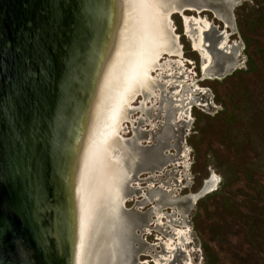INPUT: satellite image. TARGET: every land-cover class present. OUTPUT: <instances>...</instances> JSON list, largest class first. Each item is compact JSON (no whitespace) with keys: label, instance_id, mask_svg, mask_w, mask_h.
<instances>
[{"label":"water","instance_id":"1","mask_svg":"<svg viewBox=\"0 0 264 264\" xmlns=\"http://www.w3.org/2000/svg\"><path fill=\"white\" fill-rule=\"evenodd\" d=\"M124 1L0 0V264H78L81 171Z\"/></svg>","mask_w":264,"mask_h":264},{"label":"rangeland","instance_id":"2","mask_svg":"<svg viewBox=\"0 0 264 264\" xmlns=\"http://www.w3.org/2000/svg\"><path fill=\"white\" fill-rule=\"evenodd\" d=\"M233 2L235 25L228 31V48L216 53L211 73L220 75L226 63H229V70L235 65V70L222 78L201 83L209 89V94L190 96L196 107L186 104V122L175 126L172 139L165 145L157 138L162 132L161 126L153 132H144L151 129L147 126L151 122L137 123L140 114H133L137 135L144 140L141 145L148 146L146 139L152 138L151 147H141L142 154L149 155L161 145L164 152L163 156L159 155V165H151L146 160V164L137 165L138 171L171 160L163 169L167 168L169 175L165 173L163 180L144 183L143 187L149 188L145 193L152 197V190L164 183L166 188H173L178 194L173 198L175 205L163 210L165 216L174 218L173 212L186 215L185 224L174 223L181 231L177 240L172 239L168 230L170 221L161 219L165 225L155 228L150 235L152 228L157 226L152 224L146 234L150 235L148 241L161 243L163 240L170 251V254H161L165 259L163 263L156 256L155 264H175L168 260L173 257L177 258V264H181L180 261L183 264H264V0ZM205 16L219 23L210 13ZM174 22L177 33H182L177 17ZM180 42L184 56L198 63L199 57L192 52L188 38L182 34ZM194 48L197 51L195 45ZM138 100L135 106L139 104ZM148 116L156 117L152 112L145 119ZM130 136L124 134V137ZM182 147L185 150L180 158ZM176 180L182 181L183 185L178 183L177 186ZM138 183L140 189L143 181ZM190 194H198L194 196L197 202L192 208H189L190 202H184ZM139 198L134 196L132 199ZM150 206L143 210L146 217L150 215ZM157 250L161 249L158 247ZM145 259L150 258L140 256L141 261Z\"/></svg>","mask_w":264,"mask_h":264},{"label":"bare ground","instance_id":"3","mask_svg":"<svg viewBox=\"0 0 264 264\" xmlns=\"http://www.w3.org/2000/svg\"><path fill=\"white\" fill-rule=\"evenodd\" d=\"M180 2L181 0L123 2L125 13L122 16L126 17H121V20L124 30L119 38L120 43H116V52L110 55L109 63L103 67L105 90L98 112L97 105L95 107L91 127L94 133L81 171L83 180L78 264H126L132 244H143L142 240H136L140 237L135 233V230H140L142 218L128 219L123 213L127 208L124 207L125 202L134 197L129 195L131 191H135L134 184L140 182V176L147 172L136 173L138 160L142 156L135 148L144 140L137 135L130 141L124 134L128 133V125L134 127V112L155 109L157 102L161 101L157 95L160 81L158 83L153 75L163 67L161 60L164 56L183 55L182 46L176 42V35L172 34L171 29L172 16L182 12ZM191 4L193 2L186 6H193ZM172 64L178 63L172 61ZM167 69L169 79L175 67L172 69V66H168ZM176 94L178 95V91ZM139 98L142 106L136 108L134 104ZM151 100H154L152 104L147 105ZM168 100L166 97L167 102L161 101L158 110L169 111ZM163 103L167 107L163 108ZM176 104L179 105V102ZM167 124L166 121V126ZM166 142L168 138L164 135L160 143ZM170 162L167 160L165 167ZM156 164L159 165L158 162ZM165 167L162 166L160 171ZM177 234H181V231H177ZM140 254L142 252L132 254L129 261L135 258L138 262Z\"/></svg>","mask_w":264,"mask_h":264},{"label":"flooded vegetation","instance_id":"4","mask_svg":"<svg viewBox=\"0 0 264 264\" xmlns=\"http://www.w3.org/2000/svg\"><path fill=\"white\" fill-rule=\"evenodd\" d=\"M191 2H193V4H191L193 6L187 7L183 9L182 12L175 13L172 16L173 34L174 36L176 35V42L178 44L179 43L181 44L180 39L182 37V34L183 36L188 38L192 52L198 55L200 61H198L197 63L194 60L186 58L184 56V52L181 57L164 56L163 58L164 60L163 59L161 60L163 67L157 69L156 70L157 72H154L153 75L155 79H158L157 80L158 83L160 81L159 88L157 90L158 99L167 102L165 101L167 97L172 101V103L171 101H168L170 102V107L168 109L169 111L166 112L163 110L160 111V109L158 110V108L161 107L160 104L161 101L157 102L156 104L157 106H155V109L149 111L145 110L144 112L138 110V114H140V117L137 123L140 121L151 122V124L149 123L150 125L149 124L147 125L149 127L151 126V129L150 130L146 129L144 132H148V131L153 132L158 126H161L163 128L162 132L157 136L158 140L160 141L162 140V138H164V135L166 138H168V140L172 139L175 126H178L179 123L181 122H186L185 119L187 118L186 114L188 113V106H192L193 108L196 107V105L193 104V98H190L191 95L195 93H200L202 95L209 94L208 92L209 89H205V87L202 86L201 83L209 81L210 79L215 77L222 78L224 76H227L230 73V70L232 69L235 70L236 68V66L234 65L232 66V69L229 70V65H228L229 63H226V65H224V70L220 75L217 76L211 73L212 68L214 67L216 53L219 51H224L226 48H228V44H227V36L229 35L228 31L230 29H233L235 25V18L233 14V8L235 4L233 0H190V3ZM205 13H210L213 16V19L218 21L219 23H215L213 20L208 19L205 16ZM174 17H177L179 19L180 26L182 27V33H177L178 27L175 26L176 22H174ZM196 17H202L204 19L196 18ZM187 19L189 20V22H187ZM194 45L197 48V51L194 48ZM181 46L183 47L182 44ZM179 60L184 64L179 63L180 62ZM172 61L178 64L171 65ZM168 66H172V69L174 67L175 69L178 68L177 70L174 71L175 73L173 72L172 76H169V79L171 81L167 78ZM176 66L178 67L176 68ZM197 70L199 71V74L197 73ZM167 81H169V83H172L174 86L172 84L169 86ZM176 91H178V95L176 94ZM177 99H179L180 101ZM138 101L140 102L141 99H139ZM176 102H179V105H177ZM187 103L189 104L188 106L186 105ZM151 104L152 102L150 104L147 103V105L149 106ZM140 106H142L141 103H139L135 107L138 108ZM162 106L163 108H165L167 107V104L165 105V103H163ZM150 112L153 113V116H156L155 119H152V116L151 117L148 116V118L145 119V116ZM178 114L179 116H177ZM163 115L165 118L163 117ZM161 119L162 121L160 122ZM166 121L168 122L167 126H166ZM154 122H157V124L159 125H157ZM135 124L134 127L128 125L127 131L129 134H131V136L125 138L130 141L134 140V138L137 137V128H135ZM146 140H147L146 142L149 144L148 146L143 147L141 145L142 143L136 145L135 148L136 151L142 157H144L143 159L140 160V162H138V164H143V163L146 164V162L149 160L151 165H157L156 162L159 163L161 161L159 155L161 156L164 155V152L162 151L163 146L161 145V150H160V146H158L149 155H143L141 151V147L147 148L152 146V138ZM162 144L164 145L166 143H162ZM184 150L185 148L182 147V150L179 153L180 158H183L182 156ZM165 164L161 166H156L155 168L145 167L140 171H138V168H136V173L147 171L148 174L143 175L146 176V177L142 176L143 179L140 178V180L144 181L140 189H138V187L140 186L139 183L134 184L135 191H131L129 195L139 196L140 198L135 201L133 199L126 201L124 207L127 208L125 209L124 212H125V216L128 219L142 218L143 222L141 227L139 228L140 230L138 229L135 230V233L137 237H140V239L136 238V240L137 239L142 240L143 244L140 246L139 244H136V242L133 243L130 250H128L130 252L128 253V256L129 257L131 256L132 258V254H137L142 252L140 256H146L150 259L147 260L145 259L141 261L139 256L138 262H136L135 258H133L132 259L133 261H130V263L128 264H137V263L149 264V262L155 264V262H153V259L156 256L157 259L162 260L163 263L165 259L164 257H162L161 254H170V251H168V249L166 248V242L161 240L160 243V241H158V238H156L158 242L150 243L148 241V236L152 235L153 230L155 228L158 229L159 227L165 225V222H162L161 219L163 220L166 219L168 222L169 221L171 222V224L169 223L168 225V230H170V235L172 239L177 240L178 230L176 229L175 224L176 223L180 225L185 224V218H186L185 214H179L178 212H173L174 218H170L168 216H165V213L163 212V210L166 207L172 208L175 205L176 201L173 198L178 197V194L175 191V189L166 188L163 183L161 186H157L156 189L152 190L154 192L152 197L147 196V194L145 193V191L149 190V188L143 187L144 183H147L149 180L153 182H157L161 179L163 180L165 173L169 175L168 174L169 171L167 168L165 171L161 170L163 171L162 173L158 172V170H160L162 166L165 167ZM176 183L177 186L178 183H181L180 186L183 185L182 181L176 180ZM136 192H138V194H136ZM161 192H163L164 195ZM194 196H198V194L197 195L190 194L186 198H184V202L186 201L190 202L189 208H192L197 202V200L196 201L194 200ZM130 203H134V204L131 207H129ZM148 205H151L148 209L150 215L146 217L144 215L145 211L143 210L146 209V206ZM141 207L142 209H140ZM152 224H156L157 226L152 228ZM151 228H152V232L150 233V235H146ZM158 247L161 250H157ZM124 254L126 255V253ZM168 260H173V263L177 264L176 262L177 258L175 257L170 258ZM180 262L181 264H183L182 261Z\"/></svg>","mask_w":264,"mask_h":264}]
</instances>
